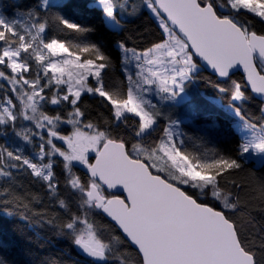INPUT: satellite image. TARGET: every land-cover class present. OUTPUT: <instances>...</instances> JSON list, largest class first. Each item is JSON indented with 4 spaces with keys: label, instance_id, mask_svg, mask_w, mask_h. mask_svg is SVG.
<instances>
[{
    "label": "snow or ice",
    "instance_id": "obj_1",
    "mask_svg": "<svg viewBox=\"0 0 264 264\" xmlns=\"http://www.w3.org/2000/svg\"><path fill=\"white\" fill-rule=\"evenodd\" d=\"M67 6L66 0H41L43 14L33 7L19 10L23 20L0 18V81L10 85L0 84V135L14 138L0 143L5 213L13 214L11 205L40 217L90 264H264V226L257 252L247 237L254 225L241 214L237 185L245 184L233 178L243 170L239 157L264 153V124L256 134V125L235 108L252 133L235 157L190 160L171 144L180 135L171 130L175 121L163 129L166 139L158 147L140 142L159 119L171 120L161 105L177 101L185 82L201 71L195 57L213 70V87L229 93L232 104L247 99L249 88L264 99V0H98L105 21L117 28L146 9L162 30L139 50L124 39L117 43L124 65L135 67L134 73L125 67L126 96L106 88L102 72L110 61L96 44L73 51L58 39L44 41L50 25L81 35L93 31L60 11ZM241 10L259 17V32L238 18ZM33 44L55 58L37 51L35 71L24 55ZM237 65L246 80L231 78ZM221 81L230 84L221 87ZM83 94L99 97L109 115H93ZM125 113L138 117L134 126L124 123ZM261 113L264 120V108ZM158 152L175 171L158 165ZM18 176L45 189L51 210H32L30 204L43 203L39 194H31L29 203L15 194ZM229 182L235 192L225 190ZM252 190L264 203V180Z\"/></svg>",
    "mask_w": 264,
    "mask_h": 264
},
{
    "label": "trees",
    "instance_id": "obj_2",
    "mask_svg": "<svg viewBox=\"0 0 264 264\" xmlns=\"http://www.w3.org/2000/svg\"><path fill=\"white\" fill-rule=\"evenodd\" d=\"M66 2L68 6L60 11L73 21L91 27L93 31L81 35L73 30L50 25L43 34L44 41L50 42L51 39H58L73 51L77 47L96 44L109 57L110 61L109 66L103 70L102 74L106 88L126 96L125 67H128L129 71L133 73L135 68L124 65L123 54L117 43L124 39L130 48L137 47L139 50L146 47L151 41L156 40L162 31L158 27V22L152 18L148 10L144 9L136 16H126L122 22L124 25L122 29H114L105 21L101 9L95 6L97 5L96 0H66ZM40 3L41 0H0V18L5 22L16 19L23 20L19 10L27 12L33 7L43 14L39 7ZM129 12H131V8H129ZM238 18L246 23L253 22V30L259 32L261 28L259 17H255L254 14L246 10H241ZM129 36L132 39H127ZM26 38L31 39L30 37ZM37 51H42L44 55L48 54L46 49H42V46L37 47L36 44H33L29 52L24 54L29 57L33 71L37 68L35 61ZM46 58L52 59L50 55ZM194 59L200 65L201 71L195 79L185 83L189 99L183 103L162 104L163 112L169 115L171 120L159 119L140 142L145 147H158L162 139L165 138L163 129L175 121L180 127L177 147L181 154L190 160L203 161L212 158L235 157L239 146L244 143L236 127L238 122L250 120L257 128H260L264 124V120L261 119V109L264 108V103L248 89L247 99L232 104L229 93H220L218 88L213 87L211 82L216 81L217 76L204 70L200 61L197 58ZM231 78L237 82L244 80L240 73L233 74ZM219 83L221 87H227L230 81ZM0 84L6 88L10 87L3 81H0ZM84 98L86 103L91 106L93 115H96L98 111L103 112L106 116L109 115L108 109L99 103V97L84 94ZM194 99L198 101L194 103ZM200 101L212 104L214 108L202 112ZM235 108L241 110L244 120ZM125 116H127V120L124 123L129 128L138 121V117L132 114H125ZM13 140L11 133L7 137L0 135V143L12 144ZM15 144L16 146L23 145L25 153L31 154V149L27 144H23L18 139H15ZM239 159L243 170L235 174L233 178L245 184L242 189L239 188V184L237 185L241 198V214L244 216L245 222L251 220L254 225L248 229L247 237L254 242L253 250L258 252L262 235L259 229L264 226V203L258 198L259 192H254L252 189L258 186V182L264 180V159L250 152L245 153ZM158 165L175 171L172 165L167 162L162 165L158 163ZM153 172L155 173V169ZM220 182L224 184V181ZM6 186L7 182L0 178V189ZM237 189H233L230 182L225 185V190L235 192ZM13 191L22 197L25 203H29L31 194H39L43 197V203L30 204L32 210H46L45 205H48L51 210V203L45 189L40 184L32 182L30 177L18 176L17 184L13 185ZM8 207L13 211L10 216L5 213V206L0 203V259L7 261L8 264H53V261L56 264H90L91 258L80 255L76 246L67 237L56 236L54 230L40 217L33 216L23 207L13 208L11 205ZM25 215L29 219H25ZM107 264H119V262L113 260L108 261Z\"/></svg>",
    "mask_w": 264,
    "mask_h": 264
},
{
    "label": "rangeland",
    "instance_id": "obj_3",
    "mask_svg": "<svg viewBox=\"0 0 264 264\" xmlns=\"http://www.w3.org/2000/svg\"><path fill=\"white\" fill-rule=\"evenodd\" d=\"M108 24H109L112 28H114V29H119V28H117V27H116L115 25H113V24H110V23H108ZM49 55H50V53H48L47 55H45V57H48ZM52 59H55V58L52 57ZM128 66H129V67H132V68H135L134 65H128ZM102 74H103V72H102ZM90 80H91V78H90ZM186 82H187V81H186ZM186 82H185V83H186ZM9 86H10V85H9ZM3 87L6 88L5 86H3ZM83 95H84V94H83ZM146 98L151 99V101H152L154 104H158V103H159V99H158V97H156L154 94H147ZM188 99H189V97H188V94H187V92H186V90H185L184 93L181 94V96L177 99V101H175V102H165V103H173V104H174V103H183V102H185V101L188 100ZM197 99H198V98H197ZM197 99H194V103H195V101H198ZM200 105H201L202 112H205L206 110H209V109H213V108H214L212 104H207V103H205V102H201V101H200ZM125 114H128V113H125ZM132 115H134V114H132ZM154 126H155V124H154L153 126H150V128L147 129L146 132H148V131H149L150 129H152ZM236 127H237V129H238V131H239L241 137L243 138L244 143L250 141L252 133H251L248 129L245 128V123L242 122V121H241V122L239 121ZM171 130H173V131H175V132H177V133H180V127H179L178 124H175L174 128L171 129ZM255 132H256V134H259V133H260V128H257V127H256ZM179 136H180V135L176 136V137L174 138V140L171 142V144H173V145L176 147L177 151H179V149H178V147H177V143H176V142H177V140L179 139ZM164 139H166V137H165ZM161 142H162V141H161ZM179 152H180V151H179ZM249 152H250V153H255V154L259 155L261 159H264V153H257V152L254 151V150H250ZM182 155H183V154H182ZM158 156H159V159H158L157 163H160V164L162 165V163H166V162H167L168 164L171 165V161H169L168 158H167L162 152H158Z\"/></svg>",
    "mask_w": 264,
    "mask_h": 264
},
{
    "label": "water",
    "instance_id": "obj_4",
    "mask_svg": "<svg viewBox=\"0 0 264 264\" xmlns=\"http://www.w3.org/2000/svg\"><path fill=\"white\" fill-rule=\"evenodd\" d=\"M177 35H179V32L177 31ZM259 54L258 53H254V57H256V56H258ZM195 58H197L199 61H200V59H199V57H195ZM200 63H201V66H202V68L204 69V70H206L207 72H209V73H211V74H213V75H215L216 76V74L213 72V70L210 68V67H208L205 63H203L202 61H200ZM235 73H240L242 76H243V78H244V80H246V76H245V74L243 73V69H242V67L240 68V66L239 65H237L236 66V68L235 69H233L232 70V72L230 73V75L232 76L233 74H235ZM225 80H226V78H225ZM249 90H250V88H249ZM251 91V90H250ZM252 93V92H251ZM256 98H258L260 101H262L263 103H264V99H262L261 98V96L259 95V94H256V93H252ZM155 174V173H154ZM78 250V249H77ZM79 252V251H78ZM79 254L80 255H82V256H85V255H83V254H81L80 252H79Z\"/></svg>",
    "mask_w": 264,
    "mask_h": 264
},
{
    "label": "crops",
    "instance_id": "obj_5",
    "mask_svg": "<svg viewBox=\"0 0 264 264\" xmlns=\"http://www.w3.org/2000/svg\"><path fill=\"white\" fill-rule=\"evenodd\" d=\"M96 4L98 3V0H96V2H95Z\"/></svg>",
    "mask_w": 264,
    "mask_h": 264
}]
</instances>
